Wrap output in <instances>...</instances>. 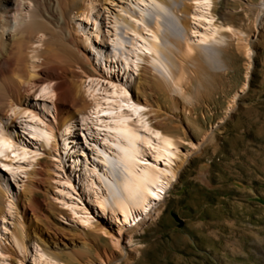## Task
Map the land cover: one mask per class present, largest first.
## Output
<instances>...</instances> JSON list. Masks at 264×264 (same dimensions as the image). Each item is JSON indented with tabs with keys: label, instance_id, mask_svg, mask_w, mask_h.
I'll return each mask as SVG.
<instances>
[{
	"label": "rangeland",
	"instance_id": "rangeland-1",
	"mask_svg": "<svg viewBox=\"0 0 264 264\" xmlns=\"http://www.w3.org/2000/svg\"><path fill=\"white\" fill-rule=\"evenodd\" d=\"M205 2L204 19L195 13ZM25 3L56 39L75 100L62 95L67 103L57 108L48 92L57 81L23 85L20 73L38 70L26 57L5 56L11 62L0 70L16 85L0 80V133L26 155H0V264H264V0H87L90 12L79 14L58 0ZM156 4L171 8L167 32L149 15ZM94 23L101 42L92 41L93 52L83 40ZM211 28L214 42L194 45ZM115 29L123 55L113 60L107 37ZM155 35L166 51L160 75L152 54L134 51ZM97 83L105 90L92 100L84 92ZM114 85L141 103L148 130L176 142L173 178L137 226H120V215L100 204L101 125L109 120L101 113L96 121L95 109ZM144 160L156 165L148 152Z\"/></svg>",
	"mask_w": 264,
	"mask_h": 264
},
{
	"label": "bare ground",
	"instance_id": "bare-ground-1",
	"mask_svg": "<svg viewBox=\"0 0 264 264\" xmlns=\"http://www.w3.org/2000/svg\"><path fill=\"white\" fill-rule=\"evenodd\" d=\"M86 1L87 0H58L60 5L59 8L63 10L71 9L77 14L90 12V9L87 8ZM25 2L26 0H0V68L11 62L7 61L5 56L26 57L29 69H37L38 72L30 73L29 76L20 73L21 77H28L22 84L27 86L42 85L51 80L57 81L54 91L50 90L48 92L50 95H53V93L56 95L58 98L56 106L61 109L64 105V101L66 103L67 101L60 100V96L65 95L64 97L67 99L75 100L74 87L69 85L70 79L68 78V74L70 71L66 67L57 65L55 59L61 61L62 55H60V53L57 54L54 50L55 48H52L54 39L52 40V37H49L50 33L45 24L39 21L40 15L37 10L35 8L31 10L32 7L30 8L28 6L29 3L27 2L28 4L26 5ZM208 8H210V6L205 2V4L197 7V12L195 14L204 19L208 18V16L205 15ZM54 10L57 11L56 9ZM170 10L171 8H168L165 4H156L153 5V9L149 12V15L150 13L154 15L156 23L160 24L162 29L166 28V32L170 27L174 28L173 25H175L173 24L174 22H172V19L171 21L169 19V15H171ZM208 22L209 21H207V23ZM159 29H161V27ZM99 30L98 25L94 23V36L91 37L84 34V36H86L83 40V44L90 47L88 49L93 50V52L94 49H92L93 47L91 46L92 41H97L98 43L101 42L98 35ZM116 32L117 30L115 29L113 35L107 37L111 46L110 53L113 60H116L117 57L123 55L121 51V47L123 46L122 40L117 36ZM67 33L69 34V32ZM215 34H217L215 29L211 28V30H206L200 35V37H197L196 42L193 41L194 45L198 44L199 46L214 42L213 39H215ZM6 35L10 36L5 40ZM158 38L157 35L149 38H142L136 44L134 51L137 53V51L142 50L152 54L148 61L150 62L153 71L160 75V72L163 71V69H166V56L163 54L166 51H163L162 49L165 44L162 47ZM55 41L56 39L54 40V44ZM34 42H39L42 46L35 48L33 47ZM187 48H191L189 43ZM192 50L190 49V51ZM48 51L50 53H48ZM78 51L80 57L86 61L87 56H85L79 49ZM96 55L99 62H102L104 56L101 55V53H97ZM245 55L247 57L249 56L248 50L245 51ZM43 56H45L46 59L41 61L42 63L40 66L37 65L38 61H40L39 57ZM54 71H58L62 74L51 78L50 74ZM2 74L3 73L0 70V80L2 81V86L4 85V88H7L9 85H16L15 82L11 81L12 78L9 76L6 77V75L3 76ZM63 85L66 86L64 87L66 88L65 92L61 91V86ZM101 88L103 87L99 83L94 85L89 84L88 89L84 93L93 100L96 95H98L97 93H99ZM159 88L160 87H157V89ZM44 91H46V88L41 90V92ZM108 92L109 93L106 94V97L103 98L106 100H104V104L107 107L103 109L102 105L104 104L97 103L95 109L98 116L97 119L95 118L96 121L99 120V114L101 113L102 115L105 114L104 117L107 116L106 118L109 120L105 124L103 123L104 125H101L104 128V144H106V151H102L101 149L99 152V158L101 159L103 169L99 179L104 191V196L101 199V203H99L103 208L107 209V207H109L114 214L116 213L120 215L122 221L117 220V223H119L120 226L124 224L137 226L140 219L143 217L145 218L155 203L160 200L161 194L165 191L167 186V175H170V178H173L172 173L168 168V164L172 157L176 155L174 152L176 142L173 138L160 134L158 130H148L146 124L141 123L138 116L140 109L138 106H140L141 103L136 102V104H133L130 95H128L125 89H118V87L114 85L109 88ZM61 99L63 98L61 97ZM36 134L40 137H48L47 133L44 131ZM11 144L12 143L6 139L3 133H0V155L7 154L10 156L12 153L16 157H24L26 155L25 150H13ZM145 152H148L153 163L156 165L145 162ZM161 162L165 165L163 169L157 167V164ZM133 214H136V216L134 217Z\"/></svg>",
	"mask_w": 264,
	"mask_h": 264
},
{
	"label": "water",
	"instance_id": "water-1",
	"mask_svg": "<svg viewBox=\"0 0 264 264\" xmlns=\"http://www.w3.org/2000/svg\"><path fill=\"white\" fill-rule=\"evenodd\" d=\"M172 218L174 219V221L177 223V227L178 228H182L184 226V222L183 220H181L177 215L172 214Z\"/></svg>",
	"mask_w": 264,
	"mask_h": 264
}]
</instances>
